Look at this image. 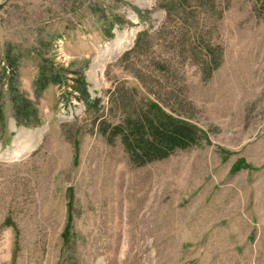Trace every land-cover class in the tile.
Segmentation results:
<instances>
[{"label":"rangeland","instance_id":"374dc122","mask_svg":"<svg viewBox=\"0 0 264 264\" xmlns=\"http://www.w3.org/2000/svg\"><path fill=\"white\" fill-rule=\"evenodd\" d=\"M0 78V264H264V0H0ZM147 105L198 144L134 165Z\"/></svg>","mask_w":264,"mask_h":264},{"label":"trees","instance_id":"16d2710c","mask_svg":"<svg viewBox=\"0 0 264 264\" xmlns=\"http://www.w3.org/2000/svg\"><path fill=\"white\" fill-rule=\"evenodd\" d=\"M12 94L16 121L19 126L28 127L31 124L30 117L24 115L23 108L29 102L16 86L12 88ZM3 96L0 78V128L5 122ZM112 126L110 133L102 127L103 135L110 143L121 137L131 162L137 166L165 160L178 150L192 148L200 140L196 127L172 120L152 105H147L145 111L135 109L121 123Z\"/></svg>","mask_w":264,"mask_h":264},{"label":"bare ground","instance_id":"6f19581e","mask_svg":"<svg viewBox=\"0 0 264 264\" xmlns=\"http://www.w3.org/2000/svg\"><path fill=\"white\" fill-rule=\"evenodd\" d=\"M17 154V153H16Z\"/></svg>","mask_w":264,"mask_h":264}]
</instances>
